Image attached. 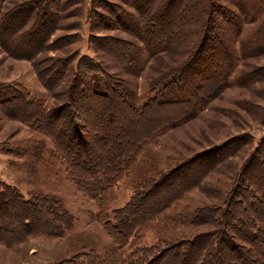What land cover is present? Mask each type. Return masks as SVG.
Segmentation results:
<instances>
[{
    "label": "trees",
    "instance_id": "1",
    "mask_svg": "<svg viewBox=\"0 0 264 264\" xmlns=\"http://www.w3.org/2000/svg\"><path fill=\"white\" fill-rule=\"evenodd\" d=\"M106 1L109 16L100 14L98 0H22L0 7V44L31 62L46 91L40 98L17 84L1 86L0 110L48 137L70 178L97 198L113 249L122 251L115 257L120 264H264V136L255 142L246 132L230 138L228 156L224 142L204 148L144 176L111 214L106 205L146 142L194 119L226 87L264 79V65L249 60L229 80L245 22L257 28L242 38V56L264 51V0ZM85 22L92 55L74 47ZM104 29L128 38L100 35ZM149 59L158 61L157 73L138 102L121 75L140 73ZM249 102H240L242 110L250 109ZM243 151L239 163L235 156ZM215 171L232 176L224 191H212L223 193L220 201L174 218L202 229L136 245L151 220ZM72 219L57 196L33 192L25 198L0 180V243L18 247L32 237H59Z\"/></svg>",
    "mask_w": 264,
    "mask_h": 264
},
{
    "label": "rangeland",
    "instance_id": "2",
    "mask_svg": "<svg viewBox=\"0 0 264 264\" xmlns=\"http://www.w3.org/2000/svg\"><path fill=\"white\" fill-rule=\"evenodd\" d=\"M21 1L0 0V7L5 9ZM98 2L100 6L97 9L100 14L109 16L107 1ZM119 2L122 4L121 0L117 3ZM87 4L89 5V0ZM256 28V22H245L241 37L235 40L236 65L230 81L246 63L244 61L250 60L254 65H264V51L255 53V57L250 56L251 58L242 56V38ZM77 33L80 39L74 47L79 49L80 55H92V47L88 43V24L82 23ZM105 34L128 38L121 30L104 29L100 32V35ZM1 44L0 87L17 84L33 96L42 98L46 91L39 82L31 62L10 55ZM144 56H147L146 52ZM157 64L158 61L149 59L140 73L121 75L136 93V101L139 102L147 95L148 81L157 73V68H154ZM241 101H250L251 112L242 110ZM245 132L253 137V142L264 136V79L250 87H226L222 95L201 108L194 119L166 129L146 142L136 162L108 192V212L111 214L127 203L134 195L135 186L144 176L154 171L169 169L183 158L201 152L204 148L218 149V145L229 142L234 136H244ZM224 149L227 156L231 155V144H225ZM245 156L246 152L243 151L242 157L239 154L235 158L240 163ZM218 171L211 173L202 186L187 192L183 198L151 220L140 233L136 245L149 246L164 239L190 237L195 231L202 229L183 220L175 222L174 218L183 210L220 201L223 193L213 196L212 191H224L230 186L232 176ZM0 180L16 187L25 198H29L33 192L55 195L73 216L72 223L62 236L32 237L18 247L0 243V264H120L115 257L122 251L113 249L114 244L105 230L104 221L97 214V198L90 196L70 178L65 162L55 154L48 137L7 116L1 110Z\"/></svg>",
    "mask_w": 264,
    "mask_h": 264
}]
</instances>
